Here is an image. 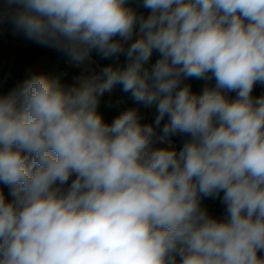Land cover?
<instances>
[{
  "label": "clouds",
  "instance_id": "obj_1",
  "mask_svg": "<svg viewBox=\"0 0 264 264\" xmlns=\"http://www.w3.org/2000/svg\"><path fill=\"white\" fill-rule=\"evenodd\" d=\"M140 7H0V25L83 69L72 85L31 72L0 94V264H264V0ZM93 53L112 63L91 69ZM117 86L153 122L135 108L106 122L100 97Z\"/></svg>",
  "mask_w": 264,
  "mask_h": 264
},
{
  "label": "trees",
  "instance_id": "obj_2",
  "mask_svg": "<svg viewBox=\"0 0 264 264\" xmlns=\"http://www.w3.org/2000/svg\"><path fill=\"white\" fill-rule=\"evenodd\" d=\"M141 0H130V5L137 8L138 11L144 12L147 14V10L140 7ZM4 5V0H0V7ZM13 29L10 24L0 25V68L5 69V65L10 62L13 57L12 64L14 67H19L22 61H28V54H39L43 52L46 48L30 42L27 46H16L12 47L11 45V33ZM94 57L99 58L98 55L94 53ZM103 66L106 64L112 63L111 60H102ZM120 65L126 63L125 57L121 56L118 62ZM66 64V63H65ZM150 65V64H149ZM2 71H0V77L2 76ZM48 76V75H47ZM71 78V77H70ZM62 83L64 80L60 77ZM69 80V79H68ZM71 80V79H70ZM69 80V81H70ZM71 85H72V81ZM201 82L199 80H189L188 83L191 84L192 90L194 93L199 94L201 92ZM6 80H4V88L6 89L9 85H6ZM120 87V86H119ZM261 93H264V86L257 85L254 88V95L258 96ZM232 94L235 95L233 92ZM128 108H135L138 111V115L141 117V123H151L154 120L156 110L154 108L145 107L143 104L136 103L128 93H124L120 89L117 92L113 93H104L100 97V103L98 107V112L102 114L106 122H111L116 116H118L122 111ZM186 139L184 136H174L172 137L173 143L175 144L177 150L182 146L183 140ZM222 196V194H221ZM206 202L211 207L213 211V216L221 217L224 214V205L221 204L220 198L211 199L206 198Z\"/></svg>",
  "mask_w": 264,
  "mask_h": 264
},
{
  "label": "rangeland",
  "instance_id": "obj_3",
  "mask_svg": "<svg viewBox=\"0 0 264 264\" xmlns=\"http://www.w3.org/2000/svg\"><path fill=\"white\" fill-rule=\"evenodd\" d=\"M31 41L27 40L22 34H14L13 31L11 33V45L12 47L16 46H27ZM154 56H158V53H153ZM93 56V54H92ZM28 61H22L19 67H14L12 64L13 57L10 62L7 63L5 69H1L2 76L0 77V94L7 93L12 87H14L19 81H22L26 75L31 72L43 73L48 75L50 78H62L64 80V84L71 85L75 83L76 78L83 74V69L74 65L71 62L70 57L66 54L54 51L52 49L46 48L43 52L37 54H28ZM153 57V56H152ZM152 58L149 62H152ZM66 63V64H65ZM91 67L95 68L96 71L99 70L100 67H103V61L100 58L96 57L95 63L91 64ZM71 77V78H70ZM70 81H69V80ZM4 80H6V85L9 86L4 88ZM204 86V82H201V89ZM120 89L119 86L115 87L110 93L117 92ZM109 93V92H106ZM231 98H234L235 95L232 93L228 94ZM174 144V143H173ZM163 146V145H158ZM175 146V144H174ZM176 147V146H175ZM0 187H3L0 185ZM6 198L10 199L7 196L8 189L6 187L3 188ZM203 206L207 208L208 212L213 215V211L211 210L210 205L204 199L202 201Z\"/></svg>",
  "mask_w": 264,
  "mask_h": 264
},
{
  "label": "crops",
  "instance_id": "obj_4",
  "mask_svg": "<svg viewBox=\"0 0 264 264\" xmlns=\"http://www.w3.org/2000/svg\"><path fill=\"white\" fill-rule=\"evenodd\" d=\"M29 44H30V43H29ZM29 44H28V45H29ZM92 57L96 60V57H94V53H93V56H92ZM99 58H100V57H99ZM157 58H158V56H154V55H153V57H152V60H153V61H152V62H149V64L154 63L155 60H156Z\"/></svg>",
  "mask_w": 264,
  "mask_h": 264
},
{
  "label": "bare ground",
  "instance_id": "obj_5",
  "mask_svg": "<svg viewBox=\"0 0 264 264\" xmlns=\"http://www.w3.org/2000/svg\"><path fill=\"white\" fill-rule=\"evenodd\" d=\"M90 68L93 69V70H95V68L91 67V65H90Z\"/></svg>",
  "mask_w": 264,
  "mask_h": 264
},
{
  "label": "water",
  "instance_id": "obj_6",
  "mask_svg": "<svg viewBox=\"0 0 264 264\" xmlns=\"http://www.w3.org/2000/svg\"><path fill=\"white\" fill-rule=\"evenodd\" d=\"M92 60H93V61H96L93 57H92Z\"/></svg>",
  "mask_w": 264,
  "mask_h": 264
}]
</instances>
